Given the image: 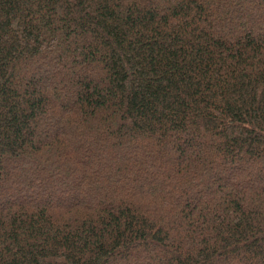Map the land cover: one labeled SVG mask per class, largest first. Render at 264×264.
I'll use <instances>...</instances> for the list:
<instances>
[{"label": "trees", "instance_id": "obj_1", "mask_svg": "<svg viewBox=\"0 0 264 264\" xmlns=\"http://www.w3.org/2000/svg\"><path fill=\"white\" fill-rule=\"evenodd\" d=\"M0 264H264V0H0Z\"/></svg>", "mask_w": 264, "mask_h": 264}]
</instances>
